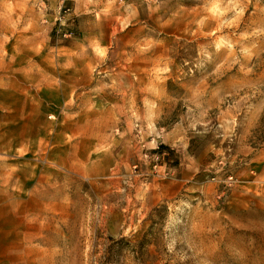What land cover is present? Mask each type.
<instances>
[{
	"label": "rangeland",
	"instance_id": "1",
	"mask_svg": "<svg viewBox=\"0 0 264 264\" xmlns=\"http://www.w3.org/2000/svg\"><path fill=\"white\" fill-rule=\"evenodd\" d=\"M71 1L0 0V264H264V0Z\"/></svg>",
	"mask_w": 264,
	"mask_h": 264
},
{
	"label": "crops",
	"instance_id": "2",
	"mask_svg": "<svg viewBox=\"0 0 264 264\" xmlns=\"http://www.w3.org/2000/svg\"><path fill=\"white\" fill-rule=\"evenodd\" d=\"M70 3L76 20L88 24L82 33L93 36L103 46L112 43L116 27L129 24L130 16L141 7V0H72Z\"/></svg>",
	"mask_w": 264,
	"mask_h": 264
},
{
	"label": "built area",
	"instance_id": "3",
	"mask_svg": "<svg viewBox=\"0 0 264 264\" xmlns=\"http://www.w3.org/2000/svg\"><path fill=\"white\" fill-rule=\"evenodd\" d=\"M66 1L67 0H59V13L61 14V13H68L69 11H70V8L67 6V4H66ZM145 1H148V2H159L160 0H145ZM62 25V23L61 22H59V24H58V27L56 28V32L57 33H59L61 36H63V37H69V36H71L72 35V32H70V31H66V30H62L61 28H60V26Z\"/></svg>",
	"mask_w": 264,
	"mask_h": 264
}]
</instances>
